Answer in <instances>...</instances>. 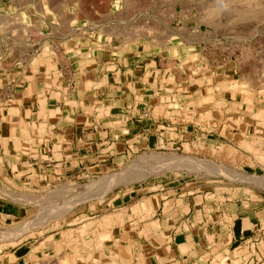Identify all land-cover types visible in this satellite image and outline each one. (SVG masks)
<instances>
[{"label":"crops","instance_id":"obj_1","mask_svg":"<svg viewBox=\"0 0 264 264\" xmlns=\"http://www.w3.org/2000/svg\"><path fill=\"white\" fill-rule=\"evenodd\" d=\"M103 2L49 0L48 11H31L40 23L39 42L31 38L28 49L23 43L16 57L2 53L0 183L9 178L22 190L39 191L83 182L134 156L194 141L243 153L249 141L264 153V101L248 102L243 79H231L225 64L214 63L210 75L185 82L184 66L198 63L194 47L203 42L122 37L114 21L97 20L86 9ZM27 7L18 11L30 12ZM202 105L211 113L206 128ZM252 107L263 111L255 132L244 122ZM190 109L194 120L187 122ZM241 180L206 191L200 179L169 175L113 203L82 208L80 216L110 211L115 221L129 207L93 264H264V192ZM11 199L0 193V222L20 218L29 207ZM30 246L0 251V264H35Z\"/></svg>","mask_w":264,"mask_h":264},{"label":"rangeland","instance_id":"obj_2","mask_svg":"<svg viewBox=\"0 0 264 264\" xmlns=\"http://www.w3.org/2000/svg\"><path fill=\"white\" fill-rule=\"evenodd\" d=\"M50 1L54 3L58 0ZM59 1L71 4L73 0ZM103 1L101 5L94 8L88 6L86 9L89 10L97 20L114 21V29L118 34L120 33L122 37H136L135 39L154 38L155 41H160L161 38H165L169 39V41H173L172 45H182L184 43L183 41L203 42V44H198L197 48L194 47L196 51L198 50V52L200 51L201 53V57L196 59L198 63H196L195 66L191 64H186V66H184L183 76L185 82L200 75H210L211 73L208 71V68L214 63H217V65L219 63L222 65L225 64L228 67L231 79L244 80V85H240V89L244 91L249 103L255 104L258 100L264 101V0H226V2L225 0ZM48 3L49 0H0V57L4 55L2 53L6 54V52L16 57L18 50H25L22 46L23 43H25L24 46H26L27 49L31 48V38L39 42L38 40H40L42 35L40 34V23L34 22L31 16L37 15V13L31 11L34 8H43V6H45V10L48 11ZM22 6H28L27 9L30 7V12L18 11ZM69 9L70 7L68 6L64 7L62 11L63 14L68 12ZM225 9H230V12ZM196 29L201 30L199 34H197L198 32H196ZM182 38L185 40H182ZM3 57H6V55ZM208 111L210 112L209 108L204 110V112L201 110L200 120L201 122L204 121V128L207 127L206 123L211 121V116L206 117ZM262 112V109L252 107L249 109L251 117L244 118V122L248 127H254V132L256 131L255 120L261 116ZM189 114V112L188 114L186 113L187 122L194 120V116L190 117ZM193 114L194 113H192V115ZM263 124L264 123H261V127ZM246 143L247 142H244V149L248 148H245V146H247ZM221 147L229 148L230 146L224 147L223 145ZM221 147L214 148L207 145L204 141H194L184 144V147H181L180 150L146 152L132 157L122 166L95 174L91 176L89 180L83 182L68 181L56 187L44 188L39 191L22 190L13 183V181L6 178V181L0 183V193L11 196L14 199H11V202L28 201L29 207L20 218L8 223L0 222V230H13L23 225L30 227L26 231H23L26 233L22 234L27 237L24 236L25 238L23 237L18 244L13 245L11 242L1 239L0 251L27 243L31 245L30 247L32 249V256L34 257L35 264H55L56 257L61 256L64 252L67 254L73 252H76L78 255L81 254L76 261L78 264H81V258L88 260L86 264H93L96 262L97 252L102 250L104 242L112 241V227H114L115 224H124L125 220L128 219L129 207L120 210L124 220H121L122 217H120L119 220L113 221V224H110L108 228L105 226V228L103 227L101 219L104 215L111 213L110 211H105L100 216L96 217H92L95 214L80 216V211L85 208L92 209L99 200L113 203L119 196L124 194L128 195L130 192L134 193L136 188L146 186L154 180L156 182L159 180H166V176L169 175L177 177L183 176L189 179H200L201 183L207 184L206 188L203 189L207 191L209 190L207 187L211 185L214 186L215 183H218V186H223L226 180H240L242 175L248 174L254 177L256 181L253 180L252 182V180L245 181L242 179L244 180V186L248 187L250 190H257L263 193L264 183L258 179L264 177V153L261 152V154H259L260 152L253 151L251 148L246 149L247 151L243 153L240 150L230 147L233 151H236L237 153L235 152V154L239 156L236 155L237 157L233 159L232 156L225 157L219 154L217 150H221ZM154 153L155 155L156 153H160L166 157L169 155L170 157L168 158H172V160L166 162V164H170H167L168 168L166 164H164L158 171H155L156 173L144 172L143 174L146 177H144L143 174L141 177H139L140 175H135L136 178L134 176H129L130 178L127 177L129 179L126 178L125 181L119 182L104 194L95 192L89 197L86 196L83 199L77 198V195L80 196L84 188L90 184L92 180V182H94L99 179L102 180L107 176L118 175L122 171L129 169L132 164L138 162L143 156H152ZM175 159L177 161L179 159H186V161L184 160L185 163L183 164L172 163ZM187 159L190 160V162ZM192 160H197L199 164H201L199 160H206L208 162L211 160L210 162H215L216 165L224 171V174L223 171L219 173H217L218 171L207 172L202 165H193L191 163ZM186 163H188L190 167H188ZM189 163L192 165H189ZM169 167H173V169ZM225 171L232 172L238 179L236 176L231 177L230 174ZM237 173L239 175H237ZM131 178L133 179L131 180ZM67 187H69V189ZM14 191L18 192L19 195L15 194ZM212 196V194H209L208 198H212ZM35 198L36 200L34 202ZM45 210L47 211L45 212ZM48 212L50 213L46 214ZM134 212L136 213L135 210ZM46 215L48 217L47 219ZM37 217L40 218L36 219ZM44 217L45 220H48L46 223L43 221ZM35 220L39 223H35ZM81 227L83 228L81 229ZM64 231L67 237L62 235ZM49 237L51 239H49ZM77 249L79 251H77ZM62 264L73 263L67 261L66 263L62 262Z\"/></svg>","mask_w":264,"mask_h":264},{"label":"bare ground","instance_id":"obj_3","mask_svg":"<svg viewBox=\"0 0 264 264\" xmlns=\"http://www.w3.org/2000/svg\"><path fill=\"white\" fill-rule=\"evenodd\" d=\"M234 1V0H233ZM244 1V0H243ZM47 2V1H46ZM225 2H226V0H225ZM222 3H223V1H222ZM216 4V3H215ZM39 6V5H38ZM215 7V6H214ZM213 8V7H212ZM226 8V7H225ZM227 8H228V6H227ZM255 8V7H254ZM260 8V7H259ZM263 8V7H262ZM221 9V8H220ZM39 10V9H38ZM41 10V9H40ZM226 10V9H225ZM229 10V11H228ZM228 10H226V11H228V12H230V9H228ZM221 11V10H220ZM38 12V11H37ZM203 12V11H202ZM225 12V11H224ZM222 13H223V11H222ZM217 14V13H216ZM5 18V17H4ZM212 20V19H211ZM60 22V21H59ZM141 23V22H140ZM212 23H214V22H212ZM143 24V23H142ZM155 24V23H154ZM17 25H19V24H17ZM215 25V24H214ZM21 27V26H20ZM114 30V29H113ZM153 30V29H152ZM156 31V30H155ZM200 31L201 30H199V29H196V32H198L197 34H199L200 33ZM137 33V32H136ZM154 34V33H153ZM196 35V34H195ZM132 36V35H131ZM200 37H201V35H200ZM3 41V40H2ZM232 44V43H231ZM250 50V49H249ZM251 58V57H250ZM243 61V60H242ZM263 64V63H262ZM242 65V64H241ZM254 67V66H253ZM263 67V66H262ZM195 70V69H194ZM255 71H256V69H255ZM258 71V70H257ZM264 72V71H263ZM258 76V75H257ZM262 82V81H261ZM250 83V82H249ZM251 84V83H250ZM257 85H258V83H257ZM199 101V100H198ZM187 109V108H186ZM208 109V107L207 106H205V105H202V111L204 112V110H207ZM185 110V109H184ZM187 110H189V109H187ZM190 111H192L191 109H190ZM194 111V110H193ZM193 111L192 112H189L190 114V117H192L193 115H192V113H193ZM161 112V111H160ZM186 112V111H185ZM187 113V112H186ZM208 113V115L206 116V117H209V116H211V113L208 111L207 112ZM188 114V113H187ZM188 115V116H189ZM201 115V114H200ZM254 119V118H253ZM226 120V119H225ZM224 121V120H223ZM249 121V120H248ZM223 124V123H222ZM212 125V124H211ZM224 125V124H223ZM257 142V141H256ZM258 143V142H257ZM187 144V143H186ZM244 144V143H243ZM245 145V144H244ZM246 145L247 146H245V148L246 147H248V148H253V143H251V142H249V141H247V143H246ZM187 146V145H186ZM189 146V145H188ZM195 147V146H194ZM224 147H226V146H224ZM229 147V146H228ZM188 148V147H187ZM206 148V147H205ZM248 148H246V149H248ZM221 150H217L218 152H219V154H222V155H224L225 157H231L232 156V158L234 159V157H237L238 156V154H235V152L236 151H233L230 147L229 148H223V147H221L220 148ZM192 150V149H191ZM190 150V151H191ZM214 152V151H213ZM212 152V153H213ZM237 153V152H236ZM167 155V154H166ZM237 155V156H236ZM168 157H170L169 155H167ZM242 156V155H241ZM168 157H166V156H164V155H162V154H158V153H156V155H155V153H154V155H150V156H146V157H144L143 156V158H141L140 160H138V162H135L134 164H132V166L129 168V169H127V170H125V171H122L121 173H119L118 175H116L115 174V176H113V175H111V176H107L106 178H104V179H102V180H98V181H94V182H92L91 181V183L90 184H88L85 188H84V190H83V193L80 195V196H78L77 195V198H81V199H83L84 197H86V196H90V195H92V193H100V194H104V193H106L107 191H109L113 186H115L116 184H118L119 182H123V181H125L126 180V178L127 177H135V175H140L139 177H141V175L144 173V172H155V171H158L160 168H161V166L163 167V165L164 164H166V162H169V160H172V158H168ZM171 157H172V154H171ZM187 157V156H186ZM239 157V156H238ZM176 160V159H175ZM171 161L172 163H176V164H183V163H185V161H186V159H184V160H181V159H179L178 161L176 160V161ZM188 160V159H187ZM189 162H190V160H188ZM200 162H201V164H199L198 163V161L197 160H192V164L194 165H197V166H200V165H202L203 166V168L205 169V170H207V172L209 171H218L217 173H219V172H221V171H223L221 168H219L217 165H216V163L215 162H208V161H204V160H199ZM191 163H189V165L191 164ZM168 165H170L169 163H167ZM167 164H166V166H167ZM187 164V166H188V163H186ZM191 164V165H192ZM186 166V165H185ZM181 167V166H180ZM188 167H190V166H188ZM167 168H168V166H167ZM166 168V169H167ZM170 169L172 168L173 169V167H169ZM193 168H194V166H193ZM226 172V171H225ZM156 173V172H155ZM226 173H229L230 174V176L232 177V176H234L233 175V173L232 172H226ZM222 174V173H221ZM223 174H224V171H223ZM144 175V174H143ZM142 175V176H143ZM237 175H239L238 173H237ZM236 176V175H235ZM234 176V177H235ZM256 176V175H255ZM129 177V178H130ZM144 177H146L145 175H144ZM260 177V176H259ZM129 178H127V179H129ZM136 178V177H135ZM230 178V177H229ZM236 178L238 179V177L236 176ZM258 178V177H257ZM133 178H131V180H132ZM137 179H138V177H137ZM136 179V180H137ZM141 179V178H140ZM235 179V178H234ZM240 179V178H239ZM241 179H244L245 181L247 180V181H250V180H252V182H253V180H255L256 181V179H254V177H251V176H249L248 174L246 175V174H244V175H242L241 176ZM258 180H261L263 183H264V177H261V178H259ZM242 181V180H241ZM65 188V187H64ZM68 189H69V187H67ZM100 189V190H99ZM64 190V189H63ZM99 190V191H98ZM78 191H80V190H78ZM15 192V191H14ZM25 193V192H24ZM76 193H78V192H76ZM13 194V193H12ZM15 194H18V192H15ZM14 194V195H15ZM13 195V196H14ZM19 195V194H18ZM33 195V194H32ZM29 196V195H28ZM30 196H31V194H30ZM29 196V197H30ZM27 197V196H26ZM25 197V198H26ZM28 197V198H29ZM88 197H87V199H88ZM24 198V199H25ZM32 198V197H31ZM34 198V197H33ZM43 198V197H42ZM39 199V198H38ZM41 199V198H40ZM86 199V198H85ZM223 199V198H222ZM31 200V199H30ZM35 200H36V198L34 199V202H35ZM71 200V199H70ZM32 201V200H31ZM63 201V200H62ZM28 202V201H27ZM33 202V201H32ZM70 204V203H69ZM75 204V203H74ZM73 204V205H74ZM71 205V204H70ZM72 205V206H73ZM65 206V205H64ZM75 206V205H74ZM41 208V207H40ZM43 210V209H42ZM48 210V209H47ZM47 210H45V212L47 211ZM133 210H135L136 211V213L138 212V210H139V206L138 205H136L134 208H133ZM41 212V211H40ZM53 212H54V210H53ZM50 212H48V213H46V214H49ZM66 213V212H65ZM135 213V212H134ZM59 215V214H58ZM45 216V215H44ZM122 215L121 214H119L118 215V217H119V219H120V217H121ZM41 217V216H40ZM40 217H37L36 219H39ZM48 217H47V215H46V219H47ZM123 218V217H122ZM122 218H121V220H122ZM50 219V218H49ZM55 219V218H54ZM42 220V219H41ZM41 220H39L40 222H42ZM120 220V221H121ZM33 221V220H32ZM36 222L35 223H39V222H37V220H35ZM43 221L46 223V221H48V220H45V217H44V219H43ZM113 220H112V215H104V217H102V219H101V223H102V225H103V227L105 226V227H107L108 228V226L110 225V224H113V222H112ZM48 223V222H47ZM57 223V222H56ZM95 224V223H94ZM42 225V224H41ZM46 225V224H45ZM85 226V225H84ZM87 226V225H86ZM29 227L30 226H27V225H23V226H20V227H17L16 229H13V230H4V231H1V234H0V240L2 239L3 241H8V242H11V244H13V245H15V244H18V242L25 236V235H23L22 233H26V232H23V231H26L27 229H29ZM91 227V226H90ZM104 227V228H105ZM83 227H81V229H82ZM86 228V227H85ZM87 228H88V226H87ZM106 228V229H107ZM36 232V231H35ZM31 233V232H30ZM30 233H29V235H30ZM66 233H65V231H64V233L62 234V235H64V236H66L67 237V235H65ZM28 235V236H29ZM25 237H27V236H25ZM24 237V238H25ZM69 238V237H68ZM49 239H51L50 237H49ZM48 239V240H49ZM64 241V240H63ZM1 243V242H0ZM65 243V242H64ZM63 243V244H64ZM3 244V243H2ZM57 244V243H56ZM62 244V245H63ZM59 245V244H58ZM61 245V244H60ZM57 247V246H56ZM61 248V247H60ZM60 250V249H59ZM63 250V249H62ZM61 250V251H62ZM77 251H79L78 249H77ZM81 255V254H80ZM80 255H78L76 252H73V253H69V254H67V253H65L64 252V254H61V256H59V257H56V260H55V262L56 263H60V264H62V262H69V261H71L73 264H78V263H76V261L78 260V257L80 256ZM85 261V260H84ZM46 262V261H45ZM86 262V261H85ZM55 263V264H56Z\"/></svg>","mask_w":264,"mask_h":264}]
</instances>
